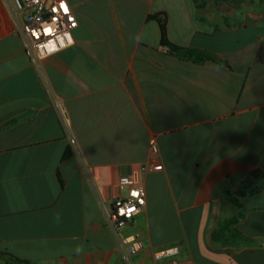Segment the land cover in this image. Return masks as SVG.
<instances>
[{
    "label": "crops",
    "instance_id": "obj_1",
    "mask_svg": "<svg viewBox=\"0 0 264 264\" xmlns=\"http://www.w3.org/2000/svg\"><path fill=\"white\" fill-rule=\"evenodd\" d=\"M67 1L74 43L37 66L0 0V250L127 264L104 210L128 176L146 191L131 264L172 246L158 264H264V0ZM157 17L221 61L171 55ZM229 218L238 233L213 241Z\"/></svg>",
    "mask_w": 264,
    "mask_h": 264
},
{
    "label": "built area",
    "instance_id": "obj_2",
    "mask_svg": "<svg viewBox=\"0 0 264 264\" xmlns=\"http://www.w3.org/2000/svg\"><path fill=\"white\" fill-rule=\"evenodd\" d=\"M65 4L69 11L65 13L61 4ZM15 25V32L23 39L24 51L35 65L50 55L70 47L74 43L73 29L77 26V19L67 0H5ZM51 29V31H46ZM71 37L72 43L68 42ZM63 40V45H61ZM55 45V47H51ZM57 105V104H56ZM153 153L157 152L155 140H150ZM161 164L152 166L153 170H161ZM145 166H142V170ZM122 195L114 198L105 208L107 227L117 240L121 255L131 264V259L143 248V242L135 233H123L124 228L144 208L146 191L142 184L135 183L132 178L122 176L118 181ZM178 253L176 246L159 249L153 252V262Z\"/></svg>",
    "mask_w": 264,
    "mask_h": 264
},
{
    "label": "trees",
    "instance_id": "obj_3",
    "mask_svg": "<svg viewBox=\"0 0 264 264\" xmlns=\"http://www.w3.org/2000/svg\"><path fill=\"white\" fill-rule=\"evenodd\" d=\"M157 20L160 24V44L167 48L168 52L183 60H190L193 62H203L208 59L214 61H221L220 59L216 58L212 54L208 53L204 49L194 48V47H182L170 42L165 33V19L164 17H157ZM257 59L259 61H264V41L260 44L257 50ZM71 150L70 148H66L62 159H66L70 156ZM256 189L254 187H240L237 190L239 195L245 194H252L255 193ZM236 222L235 218L223 219L219 221L217 227L214 229L212 233V240L213 241H225L233 237L235 234L238 233L237 229L233 227L234 223ZM0 258L5 260V262H9L12 264H29L28 261L23 260L14 254L6 252L4 250H0Z\"/></svg>",
    "mask_w": 264,
    "mask_h": 264
},
{
    "label": "snow or ice",
    "instance_id": "obj_4",
    "mask_svg": "<svg viewBox=\"0 0 264 264\" xmlns=\"http://www.w3.org/2000/svg\"><path fill=\"white\" fill-rule=\"evenodd\" d=\"M61 8L63 9V11L65 12V13H68V11H69V8L65 5V4H61ZM46 31H51V29H47ZM53 47H55V45H53Z\"/></svg>",
    "mask_w": 264,
    "mask_h": 264
},
{
    "label": "clouds",
    "instance_id": "obj_5",
    "mask_svg": "<svg viewBox=\"0 0 264 264\" xmlns=\"http://www.w3.org/2000/svg\"><path fill=\"white\" fill-rule=\"evenodd\" d=\"M68 42L69 43H72V40H71V37L70 36L68 37ZM63 43H64L63 40H61V45H63ZM51 47H53V46H51ZM77 251L79 252V251H81V249L78 247L77 248Z\"/></svg>",
    "mask_w": 264,
    "mask_h": 264
}]
</instances>
